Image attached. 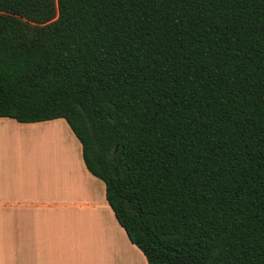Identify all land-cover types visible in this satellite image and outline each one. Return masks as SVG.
Wrapping results in <instances>:
<instances>
[{"label":"trees","instance_id":"1","mask_svg":"<svg viewBox=\"0 0 264 264\" xmlns=\"http://www.w3.org/2000/svg\"><path fill=\"white\" fill-rule=\"evenodd\" d=\"M0 117L65 119L149 264H264V0H0Z\"/></svg>","mask_w":264,"mask_h":264},{"label":"crops","instance_id":"2","mask_svg":"<svg viewBox=\"0 0 264 264\" xmlns=\"http://www.w3.org/2000/svg\"><path fill=\"white\" fill-rule=\"evenodd\" d=\"M46 129L66 137L71 158L48 155L42 142L24 136ZM130 246L105 182L87 169L81 142L65 119L21 123L0 117V264H84L102 254L130 264L123 256Z\"/></svg>","mask_w":264,"mask_h":264},{"label":"rangeland","instance_id":"3","mask_svg":"<svg viewBox=\"0 0 264 264\" xmlns=\"http://www.w3.org/2000/svg\"><path fill=\"white\" fill-rule=\"evenodd\" d=\"M65 123V122H63ZM47 131H54L57 135H59L58 137H50L52 139H48L47 137L44 138V133L46 134ZM25 137L31 138L32 142H37L40 144V142H42V144L46 147L48 155H53L56 158H60V159H68L70 158V154L72 153V151L74 150L73 147H71V151H67V146H65L66 142V137L64 138L63 134L60 133L59 131L55 130V129H46V130H30V132H25L24 133ZM53 138L56 139V141L53 140ZM62 140V143H60ZM39 148V147H38ZM63 152V154H62ZM73 154V153H72ZM71 154V155H72ZM116 237V236H115ZM112 241L116 240V238H111ZM116 245V242H115ZM122 252V247L120 249V253ZM122 255V254H121ZM129 255L130 256V264H149L147 258L144 256V254L141 252V250L135 245L133 244V246H130V250H126L123 254V256ZM109 255H101V258L104 259L105 262H107V264H118L114 258H108ZM101 260V259H99Z\"/></svg>","mask_w":264,"mask_h":264},{"label":"bare ground","instance_id":"4","mask_svg":"<svg viewBox=\"0 0 264 264\" xmlns=\"http://www.w3.org/2000/svg\"><path fill=\"white\" fill-rule=\"evenodd\" d=\"M52 134H53L54 137H56V136L58 137L59 136L54 131H47V133L46 134L44 133L43 136H44V138L47 137V136L53 137ZM50 137H47V138L48 139H52ZM53 140L56 141L55 138H53ZM60 143H62V140H61ZM62 154H63V152H62ZM69 157L71 158V154H70ZM99 259H101V260H99ZM84 264H107V262H105L104 259L101 258V255H98V256L90 255L89 257H86L84 259Z\"/></svg>","mask_w":264,"mask_h":264}]
</instances>
